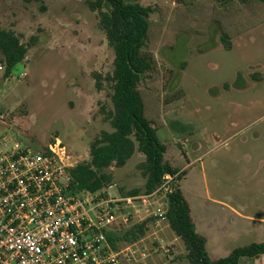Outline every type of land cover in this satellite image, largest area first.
I'll use <instances>...</instances> for the list:
<instances>
[{"label": "rangeland", "instance_id": "obj_1", "mask_svg": "<svg viewBox=\"0 0 264 264\" xmlns=\"http://www.w3.org/2000/svg\"><path fill=\"white\" fill-rule=\"evenodd\" d=\"M126 1L152 10L143 54L155 66L139 86L146 118L167 148L165 161L183 175L177 184L196 219L222 250H210V258H227L258 243L251 231L264 228L254 222L264 219V3ZM0 27L28 49L11 73L0 53V111L10 122L0 137L9 132L36 152L59 140L74 166L88 162L91 143L113 132L105 117L113 111L107 78L115 52L98 14L84 0H0ZM144 161L136 150L125 167L111 168L108 193L143 194ZM141 214L115 234L145 221ZM117 244L135 252L125 264H190L168 222H150L143 239Z\"/></svg>", "mask_w": 264, "mask_h": 264}, {"label": "built area", "instance_id": "obj_2", "mask_svg": "<svg viewBox=\"0 0 264 264\" xmlns=\"http://www.w3.org/2000/svg\"><path fill=\"white\" fill-rule=\"evenodd\" d=\"M9 123L0 111V126ZM75 167L59 140L36 152L9 132L0 137V264H125L135 252L115 250L108 234L143 210L148 216L139 224L168 222L177 176L166 175L151 193L125 198L107 189L70 194Z\"/></svg>", "mask_w": 264, "mask_h": 264}, {"label": "trees", "instance_id": "obj_3", "mask_svg": "<svg viewBox=\"0 0 264 264\" xmlns=\"http://www.w3.org/2000/svg\"><path fill=\"white\" fill-rule=\"evenodd\" d=\"M84 1L91 12L98 14L100 27L115 52L114 72L107 78L111 83L113 111L105 117L113 132H101L91 143L90 160L71 170L69 193H95L107 189L114 179L110 169L125 167L136 150L145 157V161L138 166L146 179L144 193H151L166 175L179 174L165 161L167 148L159 141L157 129L146 118L145 105L139 92L144 77L155 66V61L143 54L152 10L126 0ZM258 1L264 3V0ZM227 40L222 38L225 49L229 50L231 47ZM0 53L4 57L7 72L11 73L18 64L24 62L28 49L14 32L0 27ZM96 84L97 89L102 91L99 76H96ZM182 176V173L178 175L173 192L168 195L167 218L171 230L184 242L190 264H240L244 258L256 259L264 255L262 242L237 248L224 259L210 258L207 240L197 233L190 205L177 184ZM140 193V190H136L127 195L136 196ZM149 223L136 224L126 230L122 237L115 233L108 234V241L115 250L119 249V241L135 244L145 237Z\"/></svg>", "mask_w": 264, "mask_h": 264}, {"label": "crops", "instance_id": "obj_4", "mask_svg": "<svg viewBox=\"0 0 264 264\" xmlns=\"http://www.w3.org/2000/svg\"><path fill=\"white\" fill-rule=\"evenodd\" d=\"M190 208H191V216H192L193 222L195 224L197 233L199 235L203 236L204 238H206V240H207L206 248H207L208 253L210 254V250H213L214 252H221L222 250L219 249L218 246H215L214 243H212V240H211V238L208 235V232H207L208 230L206 229V225H204L203 224V221H201L202 219H200V218L196 219V216L194 215L193 208L191 206H190ZM238 218L242 222H244V221H251L252 220V219L251 220H248L246 217H243V216H241V217L238 216ZM254 222H256V223H258L260 225H264V219H255ZM253 229L254 230L251 231V232H253L256 237H259L260 238V241L258 243L264 242V228H262L260 226H255ZM241 233H244V231L241 232ZM240 264H264V255L261 256L260 258H256V259H247V258H244V259L241 260Z\"/></svg>", "mask_w": 264, "mask_h": 264}]
</instances>
